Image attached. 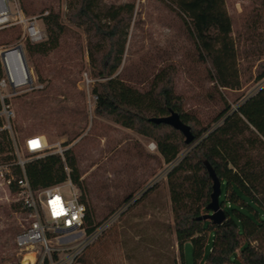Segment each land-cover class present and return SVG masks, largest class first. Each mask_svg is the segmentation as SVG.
Here are the masks:
<instances>
[{
	"label": "rangeland",
	"instance_id": "rangeland-1",
	"mask_svg": "<svg viewBox=\"0 0 264 264\" xmlns=\"http://www.w3.org/2000/svg\"><path fill=\"white\" fill-rule=\"evenodd\" d=\"M20 1L27 15L55 11L66 26L59 47L49 55L28 54L44 87L13 99V142L18 160L34 158L24 148L31 134L45 135L50 152L72 148L76 156L82 187L74 185L90 206L99 234L83 252L85 261L73 264H195L192 242L184 244L183 259L176 237L168 181L175 163L165 162L156 140L95 113L92 90L103 78L93 73L87 31L67 16L69 0ZM126 2L134 3L135 10L115 76L127 84L146 91L158 74H170L184 110L208 127L224 108L222 98L235 107L264 86V78L257 79L264 70V1L225 0L237 48V89H223L212 81L210 63L201 57L184 15L168 0H101L104 7ZM20 34V26L1 29L0 45ZM7 173L11 169L0 163V264H27L16 237L32 218L6 183ZM213 238L211 231L206 252ZM232 264L239 260L233 257Z\"/></svg>",
	"mask_w": 264,
	"mask_h": 264
},
{
	"label": "trees",
	"instance_id": "trees-1",
	"mask_svg": "<svg viewBox=\"0 0 264 264\" xmlns=\"http://www.w3.org/2000/svg\"><path fill=\"white\" fill-rule=\"evenodd\" d=\"M168 1L184 15L201 57L210 63V77L216 86L240 88L233 20L225 0ZM134 10L132 2L104 7L101 0L68 1L67 16L87 31L93 73L103 78L92 90L97 96L95 113L156 140L165 162L175 163L168 173V181L183 259L184 244L191 241L195 264L201 261L203 264H232L233 257L239 264H264V86L235 107L222 98L224 108L217 114L216 124L208 127L200 126L197 118L184 110L183 99L175 93L170 74H158L146 91L127 84L115 74L123 60ZM42 18L47 38L40 43L27 42L32 58L47 56L58 48L65 31L59 13L51 11ZM38 75L40 77L39 72ZM263 78L264 70H260L257 79ZM171 110L177 111L191 126L195 134L191 144L185 142L179 130L151 119L166 116ZM205 161L213 166L221 180L220 203L226 219L220 224L201 218L211 212L208 204L213 191ZM0 163L7 164L11 174L22 176L23 168L7 130H0ZM24 169L33 190L62 184L68 179L82 187L72 148L65 149L63 155L49 151L42 157L27 160ZM10 189L15 193L19 191L14 182ZM81 200L87 205L86 227L91 233L97 224L83 196ZM20 203L23 205L22 201ZM211 231L214 238L206 252ZM83 255L77 260L85 261Z\"/></svg>",
	"mask_w": 264,
	"mask_h": 264
},
{
	"label": "built area",
	"instance_id": "built-area-1",
	"mask_svg": "<svg viewBox=\"0 0 264 264\" xmlns=\"http://www.w3.org/2000/svg\"><path fill=\"white\" fill-rule=\"evenodd\" d=\"M46 14L48 12L27 15L20 0H0V30L21 27L17 40L0 45V130H7L14 140L16 109L13 99L44 87L29 63L27 42L40 43L47 38L41 23ZM85 74L86 80L91 81ZM49 147L43 134L25 137L24 148L33 157L44 156ZM59 153L63 155L62 150ZM25 162L19 159L22 176L10 174L5 177L8 185L17 183L19 200L32 218L30 225L17 235L16 244L21 252H25L23 258L27 264H73L98 237L99 228L87 232V205L70 179L62 184L33 190L25 173ZM66 186L68 190H64Z\"/></svg>",
	"mask_w": 264,
	"mask_h": 264
},
{
	"label": "water",
	"instance_id": "water-1",
	"mask_svg": "<svg viewBox=\"0 0 264 264\" xmlns=\"http://www.w3.org/2000/svg\"><path fill=\"white\" fill-rule=\"evenodd\" d=\"M151 119L156 123H165L179 130L185 136V142L187 144L194 142L195 134L191 126L181 119L177 111L171 110L166 116L153 117ZM205 164L213 181V191L211 194V202L208 204V210L211 212L201 216V218L211 220L215 224H220L226 219V212L220 203V195L222 192L221 180L217 176L213 166L208 161H205Z\"/></svg>",
	"mask_w": 264,
	"mask_h": 264
}]
</instances>
